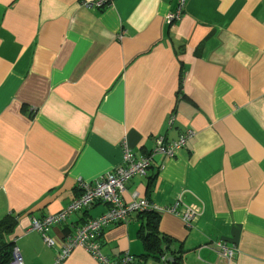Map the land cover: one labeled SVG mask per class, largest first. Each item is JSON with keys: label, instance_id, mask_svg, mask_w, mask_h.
<instances>
[{"label": "crops", "instance_id": "0c3cea01", "mask_svg": "<svg viewBox=\"0 0 264 264\" xmlns=\"http://www.w3.org/2000/svg\"><path fill=\"white\" fill-rule=\"evenodd\" d=\"M94 1L0 0V219L16 216L9 240L24 264H54L59 242L106 212L70 215L50 230L56 247L26 233L119 166L124 144L139 157L187 130L122 201L179 202L196 210L191 226L158 213L146 250L147 219L135 213L103 228L102 253L226 264L214 245L223 240L232 264H264V0H185L172 23L176 0L84 7ZM60 264L96 263L76 248Z\"/></svg>", "mask_w": 264, "mask_h": 264}, {"label": "built area", "instance_id": "2783aa9c", "mask_svg": "<svg viewBox=\"0 0 264 264\" xmlns=\"http://www.w3.org/2000/svg\"><path fill=\"white\" fill-rule=\"evenodd\" d=\"M112 2L113 0H95L94 2L84 3V7L103 10ZM176 3L175 12L168 14L166 17L167 23L179 21L183 15L185 0H176ZM119 38H122V36L120 35ZM173 122L174 115L171 114L168 124L172 125ZM193 136L194 132L187 130L180 134L176 140L166 141L163 137H159L155 140L154 147L148 153L139 157L124 144L122 160L119 166L90 185H83L81 192L58 213L46 215L41 219H33L26 233L38 232L45 245L56 247V241L49 235L53 227L65 223L72 214L88 210L97 204H104L107 206L105 213L97 218L88 220L84 225L77 227L59 242L60 249L54 264H60L66 260L76 248L83 249L96 264H137L138 259L129 253L121 254L117 258L105 256L101 251L99 236L103 228L109 225L124 224L135 213L153 212L158 214L165 212L178 217L187 227L191 226L196 214L195 209L190 207L181 209L179 202L168 207L158 206L149 200L135 197L130 202L125 203L122 201V195L128 181L134 177H146L156 156L172 158L178 150L185 146L186 141ZM214 245L216 252L225 260L226 264H232L236 254L235 249L228 246L223 240L216 241ZM160 259L163 264L166 263L165 257ZM8 264H24L22 256L15 246H13L11 260Z\"/></svg>", "mask_w": 264, "mask_h": 264}, {"label": "trees", "instance_id": "16d2710c", "mask_svg": "<svg viewBox=\"0 0 264 264\" xmlns=\"http://www.w3.org/2000/svg\"><path fill=\"white\" fill-rule=\"evenodd\" d=\"M140 215H144V217L147 219V224L143 225L142 228L145 230L148 226V231L142 232L140 234V239L144 248L146 250H150L153 246L154 234L156 233L157 214L153 212H145ZM15 218L16 216L9 214L0 219V264H8L11 260L14 244L13 241H10L11 239L9 240V237L12 234V230L16 223ZM139 263L140 260H137V264ZM165 264H169V262L166 261Z\"/></svg>", "mask_w": 264, "mask_h": 264}, {"label": "bare ground", "instance_id": "6f19581e", "mask_svg": "<svg viewBox=\"0 0 264 264\" xmlns=\"http://www.w3.org/2000/svg\"><path fill=\"white\" fill-rule=\"evenodd\" d=\"M93 9V8H92Z\"/></svg>", "mask_w": 264, "mask_h": 264}]
</instances>
